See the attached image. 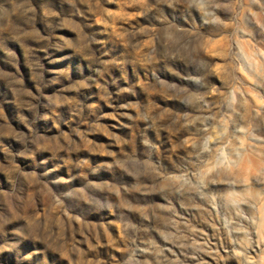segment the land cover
Here are the masks:
<instances>
[{"label": "rangeland", "instance_id": "obj_1", "mask_svg": "<svg viewBox=\"0 0 264 264\" xmlns=\"http://www.w3.org/2000/svg\"><path fill=\"white\" fill-rule=\"evenodd\" d=\"M0 264H264V0H0Z\"/></svg>", "mask_w": 264, "mask_h": 264}]
</instances>
